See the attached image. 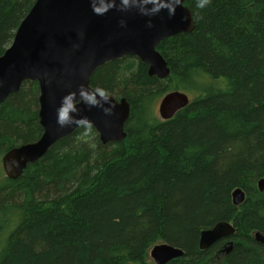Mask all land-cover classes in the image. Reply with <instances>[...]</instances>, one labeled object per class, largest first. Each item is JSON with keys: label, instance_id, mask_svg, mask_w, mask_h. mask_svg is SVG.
Masks as SVG:
<instances>
[{"label": "trees", "instance_id": "trees-1", "mask_svg": "<svg viewBox=\"0 0 264 264\" xmlns=\"http://www.w3.org/2000/svg\"><path fill=\"white\" fill-rule=\"evenodd\" d=\"M35 1L0 0V55ZM186 4L194 29L157 46L168 78L131 57L92 75V87L131 103L123 140L105 144L85 124L9 178L1 155L42 131L38 84L0 106V264H155L150 250L164 242L185 252L169 264H205L221 243L200 250V231L229 219L233 250L206 264H264L252 235L264 234V0ZM175 89L192 102L159 120L153 101Z\"/></svg>", "mask_w": 264, "mask_h": 264}, {"label": "water", "instance_id": "water-1", "mask_svg": "<svg viewBox=\"0 0 264 264\" xmlns=\"http://www.w3.org/2000/svg\"><path fill=\"white\" fill-rule=\"evenodd\" d=\"M184 2L130 0L123 5L120 0H36L11 45L0 56V103L17 92L23 81H37L43 134L37 142L15 147L4 156L6 174L17 178L28 162L43 156L52 143L82 123L93 125L103 142L124 139L129 102L126 98L118 101L110 94L98 95L90 86V78L105 62L128 54L150 64L151 74L166 77L170 70L157 50L158 43L195 27ZM189 103L185 92L172 91L162 100L160 111L164 119H170ZM62 104L69 111V120L63 125L57 121ZM259 186L264 189V178ZM233 194L236 204L244 198L241 188ZM234 232L229 221H219L201 231L200 249ZM256 239L264 244L260 232ZM184 253L182 248L165 242L154 245L150 256L157 264H165Z\"/></svg>", "mask_w": 264, "mask_h": 264}, {"label": "flooded vegetation", "instance_id": "flooded-vegetation-1", "mask_svg": "<svg viewBox=\"0 0 264 264\" xmlns=\"http://www.w3.org/2000/svg\"><path fill=\"white\" fill-rule=\"evenodd\" d=\"M36 2V1H35ZM35 4V3H34ZM184 5L185 6H187L188 8H189V6L186 4V0H185V2H184ZM33 7V6H32ZM190 9V8H189ZM190 11H191V9H190ZM28 14V13H27ZM191 14H192V16H193V13H192V11H191ZM194 17V16H193ZM25 18V17H24ZM23 18V19H24ZM194 20H195V18H194ZM22 22V21H21ZM20 25V24H19ZM17 30V29H16ZM16 32V31H15ZM182 33V32H181ZM174 36V35H173ZM171 37V36H170ZM14 38V37H13ZM168 38V37H167ZM166 39V38H165ZM13 41V40H12ZM12 43V42H11ZM159 44V43H158ZM11 45V44H10ZM9 45V46H10ZM8 46V47H9ZM158 46V45H157ZM7 47V48H8ZM6 48V49H7ZM158 50V49H157ZM159 51V50H158ZM160 52V51H159ZM161 53V52H160ZM3 55V54H2ZM1 56V55H0ZM128 57H131V58H137V60L139 59L140 61H142L138 56H136V55H133V54H128V55H124V56H121V57H119V58H116V59H125V58H128ZM164 57V56H163ZM116 59H113V60H116ZM165 59V58H164ZM113 60H109V61H113ZM166 60V59H165ZM109 61H107V62H109ZM167 61V60H166ZM107 62H105V63H107ZM143 62V61H142ZM104 63V64H105ZM143 63H145L146 65H147V73H148V75H150V76H155V77H157V78H159V79H166V78H168L169 76H170V73H171V69H170V66H169V63L167 62V65H168V67H169V74L166 76V77H158L156 74H151L150 73V67H151V65L150 64H148V63H146V62H143ZM104 64H102V65H104ZM101 65V66H102ZM100 67V66H99ZM98 67V68H99ZM97 68V69H98ZM96 69V70H97ZM95 70V71H96ZM93 75V74H92ZM91 78H92V76H91ZM91 78H90V86L92 87V85H91ZM27 81H34V80H25V81H23L22 82V84H21V86H20V88L22 87V85L25 83V82H27ZM34 82H36L37 84H38V82L37 81H34ZM93 89H95L96 90V88H94V87H92ZM38 89H39V84H38ZM20 90V89H19ZM18 90V91H19ZM176 90H178V89H175V90H170V91H168V92H172V91H176ZM17 91V92H18ZM178 91H183V92H185L187 95H188V93L186 92V91H184V90H178ZM17 92H14V93H17ZM14 93H12V94H14ZM105 94H110V95H112L113 97H115V99L116 100H120L121 98H126L127 99V97L126 96H119V97H117V96H115V95H113V94H111V93H108V92H104ZM12 94H10V95H12ZM9 95V96H10ZM8 96V97H9ZM39 96H40V89H39V93H38V116H39V111H40V101H39ZM7 97V98H8ZM188 97H189V99H190V103L192 102V100H193V97L191 98L189 95H188ZM6 98V99H7ZM6 99L5 100H3L1 103H0V106L6 101ZM164 99V98H163ZM127 101H128V99H127ZM129 102V101H128ZM189 103V104H190ZM129 104H130V113H131V108H132V106H131V103L129 102ZM188 104V105H189ZM187 105V106H188ZM187 106H185V107H187ZM185 107H183V108H181L180 110H182V109H184ZM180 110H178V111H180ZM177 111V112H178ZM177 112L173 115V117L177 114ZM172 117V118H173ZM171 119V118H170ZM165 120H168V119H165ZM39 123H40V125H41V122H40V116H39ZM127 123V122H126ZM85 124H89V123H82L80 126H78V128L79 127H81L82 125H85ZM91 125V124H90ZM93 126V125H92ZM41 127H42V125H41ZM94 127V126H93ZM95 128V127H94ZM96 129V128H95ZM76 130V129H75ZM74 130V131H75ZM73 131V132H74ZM96 131L98 132V134H99V137H100V139H101V136H100V132L96 129ZM125 132H126V125H125ZM42 134H43V127H42V131H41V134L35 139V140H32V141H30V142H27V143H22V144H20V145H18V146H15V147H19V146H22V145H24V144H28V143H33V142H37L39 139H40V137L42 136ZM71 134V133H70ZM126 136H127V132H126ZM65 137V136H64ZM63 138V137H62ZM59 139H61V138H59ZM58 139V140H59ZM58 140H56V141H58ZM123 140V139H122ZM55 141V142H56ZM101 141H102V139H101ZM117 141V140H116ZM116 141H108V142H116ZM119 141H121V140H119ZM54 142V143H55ZM103 142V141H102ZM108 142H103V143H108ZM54 143H52L50 146H49V148L54 144ZM15 147H11V148H9V149H7L5 152H4V154L3 155H1V162H2V166H3V158H4V156L9 152V151H11L13 148H15ZM49 148L47 149V151L49 150ZM47 151L45 152V154L47 153ZM44 154V155H45ZM43 155V156H44ZM43 156H41V157H43ZM40 157V158H41ZM40 158H38V159H40ZM37 159V160H38ZM36 161V160H35ZM35 161H33V162H35ZM33 162H28L27 163V166H28V164L29 163H33ZM3 169H4V167H3ZM26 169V168H25ZM24 169V170H25ZM23 170V171H24ZM5 171V170H4ZM5 175L7 176V177H9L7 174H6V172H5ZM21 175V174H20ZM19 175V176H20ZM10 178V177H9ZM262 178H264V176H261V177H258L257 179H256V186H257V189H258V191H260V192H264V189H261L260 188V186H259V180L260 179H262ZM237 188H241V191L244 193V198H243V200L240 202V203H238V204H236L235 202H234V194H233V192L237 189ZM231 198H232V203L236 206V207H240L243 203H244V201L246 200V198H247V192H246V190L243 188V187H240V186H238V187H235L233 190H232V193H231ZM219 221H229L234 227H235V232L233 233V234H230V235H228V236H223V237H221V238H219L217 241H215L213 244H211L209 247H207V248H204V249H200V250H208L209 248H211L212 246H214L215 244H217V243H221L220 244V246L217 248V250L215 251V255L217 256V257H219V258H217V259H221V258H223V257H226L227 255H229L230 253H231V251L233 250V247H234V240H233V238H231L233 235H235L236 233H237V227H236V225H235V222H234V220L233 219H229V220H219ZM219 221H217V222H219ZM216 222V223H217ZM216 223H214L212 226H210V227H207V228H211V227H213ZM207 228H203V229H207ZM202 229V230H203ZM201 230V231H202ZM201 231H200V233H201ZM257 232H260L263 236H264V234L261 232V231H259V230H253V233H252V235H253V239L254 240H256L258 243H260L259 242V240H257L256 239V233ZM199 239H200V237H199ZM165 243V242H164ZM260 244H262V243H260ZM157 245V244H156ZM262 245H264V244H262ZM199 248H200V246H199ZM152 249V248H151ZM151 251V250H150ZM183 256V255H182ZM151 257V256H150ZM178 258V257H177ZM151 259L154 261V263L155 264H157L156 263V261L151 257ZM174 259H176V258H174ZM173 260V259H172ZM171 260V261H172ZM170 263V261H168L167 263H165V264H169Z\"/></svg>", "mask_w": 264, "mask_h": 264}, {"label": "clouds", "instance_id": "clouds-1", "mask_svg": "<svg viewBox=\"0 0 264 264\" xmlns=\"http://www.w3.org/2000/svg\"><path fill=\"white\" fill-rule=\"evenodd\" d=\"M177 2L179 3V0H177ZM120 3L123 5H128L130 3V0H120ZM211 3H212V0H196L195 6L198 9H205ZM164 7H167V5H164ZM159 10H162V9H156V11H159ZM168 10H169L170 14H174L173 8H169ZM149 27H151L150 22H149ZM95 92L102 97L105 95L104 90H102V89H96ZM68 120H69V111L67 109H65L63 104H62L61 107L57 110V121H58V123L63 125Z\"/></svg>", "mask_w": 264, "mask_h": 264}, {"label": "rangeland", "instance_id": "rangeland-1", "mask_svg": "<svg viewBox=\"0 0 264 264\" xmlns=\"http://www.w3.org/2000/svg\"><path fill=\"white\" fill-rule=\"evenodd\" d=\"M158 76V75H157ZM159 77V76H158ZM187 93H188V95L192 98V93H190V92H188V91H186ZM168 93H170V92H165V93H163L160 97H158L155 101H153V103H152V111H153V113L157 116V118L159 119V120H165L164 119V117H163V115H162V113H161V111H160V105H161V102H162V100H163V98L168 94ZM217 258H219V257H217L216 255H215V253L211 256V257H209L207 260H206V262H205V264L206 263H213L215 260H217Z\"/></svg>", "mask_w": 264, "mask_h": 264}, {"label": "bare ground", "instance_id": "bare-ground-1", "mask_svg": "<svg viewBox=\"0 0 264 264\" xmlns=\"http://www.w3.org/2000/svg\"><path fill=\"white\" fill-rule=\"evenodd\" d=\"M78 127H76L75 129H77ZM72 133V132H71Z\"/></svg>", "mask_w": 264, "mask_h": 264}]
</instances>
